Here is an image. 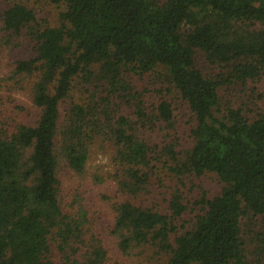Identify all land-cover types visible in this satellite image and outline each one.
Returning a JSON list of instances; mask_svg holds the SVG:
<instances>
[{
  "label": "trees",
  "instance_id": "16d2710c",
  "mask_svg": "<svg viewBox=\"0 0 264 264\" xmlns=\"http://www.w3.org/2000/svg\"><path fill=\"white\" fill-rule=\"evenodd\" d=\"M6 1L0 57L8 37L24 39L13 71L38 118L0 108V264H133L148 245L161 264H264V0ZM30 2L60 7V25ZM199 60L225 73L206 75ZM132 73L168 87L139 88ZM224 86L237 102L224 104ZM155 89L163 97L149 101ZM173 99L190 112L185 144ZM108 148L118 172L105 237L98 210L73 193ZM160 168L180 182L214 175L222 188L195 200L176 188L161 210Z\"/></svg>",
  "mask_w": 264,
  "mask_h": 264
},
{
  "label": "rangeland",
  "instance_id": "374dc122",
  "mask_svg": "<svg viewBox=\"0 0 264 264\" xmlns=\"http://www.w3.org/2000/svg\"><path fill=\"white\" fill-rule=\"evenodd\" d=\"M10 5V2L7 1L0 3V18L4 10ZM27 5L36 12L38 19L46 21V24L49 26L57 27L60 25L59 13L62 10L60 7L49 5L44 2H30L27 3ZM8 38H11V43L8 44L5 49L4 47L2 48V54L0 57V103L2 102L0 104V108H2L5 117L23 118L26 122L31 121V123H33L38 118V110L32 103L31 96L27 91L29 83L27 84V81L20 83V78L15 77L13 71L17 59L23 58L20 50L14 48L15 46H19L20 42L25 44L24 39L20 36ZM20 48L26 49L25 46ZM198 65L206 75L219 76L225 73L224 70L204 64L201 60L198 61ZM131 78L139 88L151 86V83L160 90L163 87H168L166 79L161 75H159L154 81L148 77L141 79L140 77L134 75V73H132ZM260 87L262 88V93L264 94V76L262 77ZM81 88L82 85L75 88L74 96L77 97L79 96V93L82 94ZM248 88L250 89V87ZM234 89L235 88L233 87H223L221 96L224 98V104L227 101L237 102L236 100L238 96ZM152 96L153 99L149 101L158 102L160 98L163 97V94L161 92L157 93L155 89ZM173 101L176 108L175 115L176 126L178 127V136L181 140L180 143L185 144V142L188 141L189 135L188 123L191 121L190 112L181 101H176L175 99H173ZM161 135L162 134L159 133V136ZM114 158V149L108 148L105 151H100L98 149L96 154L92 156L88 172L83 179L84 186L78 188L77 193H73L74 197L76 194L79 195L78 199L80 202L84 201V203L88 206L94 205L95 209L98 210V213L96 214V221L98 225L103 226L101 231H103L105 237H109L107 229L109 227L108 224L110 220L112 221L113 217H111L112 212L107 206V202H110L111 199L117 201L116 189L113 185L115 186L116 184L115 177L118 169L116 159ZM80 180L81 179L79 178L77 181ZM152 185L154 196L157 199L155 202L161 210H166L167 203L165 202V199L169 197V195L176 188L181 189L184 196L188 197L190 200L199 198L203 192H206L210 197L214 196L215 194H218L222 188V185L214 175L185 177L183 182H180L176 176L171 174L168 170H164V168H160L155 171V175L152 176ZM147 204H151V200L147 202ZM92 210L94 211V209ZM187 219L188 217H183V219H177L175 222L177 223L180 232L184 231L181 229V226L184 224L183 221ZM257 223L258 224H252L250 228H246L245 232H249V230L256 225H258V227L262 226V221ZM248 249H250V247H248ZM164 256L158 253V249L156 247L148 245L135 250L132 257L134 260L133 264H161L164 260ZM113 257H116L120 262H123V255H114ZM249 257L253 258L252 255Z\"/></svg>",
  "mask_w": 264,
  "mask_h": 264
}]
</instances>
